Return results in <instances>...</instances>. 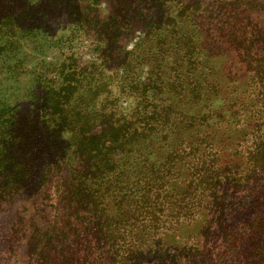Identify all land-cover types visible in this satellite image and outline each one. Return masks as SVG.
Segmentation results:
<instances>
[{
	"label": "trees",
	"instance_id": "obj_1",
	"mask_svg": "<svg viewBox=\"0 0 264 264\" xmlns=\"http://www.w3.org/2000/svg\"><path fill=\"white\" fill-rule=\"evenodd\" d=\"M181 3L173 16H165L161 9L177 7L175 0H115L102 27L92 32L99 37V64L83 70L62 66L58 86L46 83L40 95L29 92L28 111H18L0 94V202L25 200L29 217L15 220L13 238L25 241L30 263L146 264L158 255L163 264H208L205 247L191 233L155 241V232L144 231L157 226L169 207V228L193 224L205 197L217 214L203 222L202 235L228 237L221 246L225 263L216 254V264H264V144L250 147L243 140L237 153L243 152L244 161L236 165L208 157L222 142L204 135L219 121L205 109L217 101L216 85L204 78L185 96L183 81L166 74V58L176 49L173 68L194 67L195 41L210 38L201 24L214 16L199 1ZM51 6H64L78 26L88 25L89 6L76 0H0V56H10V77L20 65L11 59L19 48V38L10 37L18 35L14 13L25 14L22 36L37 37L45 32L42 12ZM213 7L219 9L215 30L239 44L242 57L264 48V29L242 28L253 11L264 10V0H219ZM151 10L157 15L147 18ZM141 25L143 38L132 50L119 51L116 69L124 72L106 73L120 37ZM187 25L194 30L184 31ZM256 59L253 78L264 98V60ZM145 65L149 74L142 81ZM113 86L119 95L137 99L130 113L113 100L109 107ZM183 99L204 106L201 114L177 105ZM193 128L203 130L195 136ZM179 182L182 189L176 188ZM171 245L178 255L168 259Z\"/></svg>",
	"mask_w": 264,
	"mask_h": 264
},
{
	"label": "rangeland",
	"instance_id": "obj_2",
	"mask_svg": "<svg viewBox=\"0 0 264 264\" xmlns=\"http://www.w3.org/2000/svg\"><path fill=\"white\" fill-rule=\"evenodd\" d=\"M36 2L37 0H32ZM76 0L78 4H86L89 6L85 10L87 15L88 25L80 27L76 24L73 16L64 9V6L45 8L42 12L43 25H45V32L42 36L30 37L23 35V28L26 23L24 21L25 14L23 12H15L18 15L16 19L20 18L17 26V36H10L12 40L19 38V48L15 55L11 56L13 60H19L20 65L16 67V72H13L10 77V68L8 67V55L0 56V94L2 98L9 102H13L15 109L20 112L28 111L33 105L29 100V92L34 91L39 94L44 92V85L46 83L52 86H58L59 70L62 66L76 65L77 69L83 70L88 63H100L102 58L99 48V43L96 41L99 37L92 32L102 27L104 19H106L109 12L114 6L115 0ZM200 2V5L207 8V11H212L213 18H205V22L201 24L202 29L210 34V38H200L195 41L196 53L194 55V67L185 69L182 66L174 69L176 55L178 51L174 49L166 58L168 60V69L166 74L169 77L177 75L176 81L180 79L184 83L181 91L185 94L190 91L195 84H199L205 78L206 82H213L216 85V103L214 105H205V109H212V112L206 115L212 120L213 115L219 119L213 130H206L204 135L216 138L221 142L219 152L208 155L213 157L218 165L230 163L236 165L238 162L244 161L243 152L237 153L240 146L246 144L254 147L258 144H264V98L260 93V88L256 86L254 75L258 72L255 67L256 58L264 60V48L255 47L254 56L242 57L239 53L240 45L224 36L225 32H218L215 30V21L218 16L213 5L219 0H190V2ZM228 2L229 0H223ZM178 3L177 7L173 4H167L161 9L165 16H173L175 8L181 7V0H175ZM68 5V1L65 3ZM157 15V11H149L147 18H152ZM147 22L149 19H146ZM250 23L243 24V27H254L264 29V10H255L250 15ZM146 22V24H147ZM96 26V27H95ZM96 28V29H95ZM184 31L194 30V26L183 27ZM219 27H217L218 29ZM146 28L143 25L136 27L135 30L130 31L120 42V47L115 54L106 62V73L122 74V68H117L119 51L123 48L130 51L143 38ZM9 39V37H7ZM257 50V51H256ZM147 62V61H145ZM146 64V63H145ZM180 65V64H178ZM149 74V67L144 66L141 73L142 81H145ZM183 78V79H182ZM206 86V85H205ZM152 93L158 96L157 99L164 100L157 91ZM109 96V107L114 106V102L122 111L129 112L137 104V99L131 95H119L116 88L113 86L109 88L107 93ZM106 95L101 97L100 102ZM113 100L114 102H112ZM159 102L157 106H159ZM195 102V100H194ZM188 99H183L177 102V105L183 107V110L194 111L195 114H201L204 106L196 104ZM162 104V102H161ZM199 108V111H197ZM200 109H202L200 111ZM125 116L130 120L129 114ZM207 123V122H206ZM205 123V124H206ZM253 127V129H252ZM195 136H199L203 128H193ZM191 131V130H190ZM188 131L187 135L194 137V132ZM256 131V132H255ZM243 136V139L240 137ZM176 138H180L175 136ZM185 140H188L185 138ZM246 140L245 143H241ZM196 152L194 155H198ZM235 152V153H233ZM236 154V155H235ZM202 160H200V163ZM191 166V163L189 161ZM230 169L234 170L235 167ZM177 189H182V184L176 186ZM24 199H17L13 201L0 202V264H32L28 260L26 243L24 240L17 241L13 238V225L17 218H28L29 209L25 206ZM211 203L203 198L201 206L195 212V222L191 225L184 226V228H169V221L172 218V209L169 207L168 212L162 213L158 225L150 230H144L151 234L155 232V241L162 238L170 239L168 236L175 234L178 236L194 235L200 245L205 247L207 251L208 264H216L214 255L219 254V260L225 263V258L220 257L224 252L221 249L223 243L227 242L228 237L222 234L217 235H202L205 231L203 227L204 221L211 220L217 214L215 208L211 207ZM207 208L204 209L203 208ZM27 208V211L25 209ZM217 209V208H216ZM31 211V210H30ZM32 212V211H31ZM188 217V214H185ZM167 227V228H166ZM165 234V236L163 235ZM201 234V235H200ZM148 234H145L147 236ZM193 241L190 237L189 242ZM210 248V249H209ZM208 249V250H207ZM145 252L147 248L144 249ZM166 258L172 259L178 255V249L174 245L169 246ZM188 256L187 254H185ZM200 256V253L197 254ZM149 257V256H148ZM190 258L191 257L190 255ZM195 258H198L197 256ZM146 264H163L158 255H155L152 260L147 258Z\"/></svg>",
	"mask_w": 264,
	"mask_h": 264
}]
</instances>
